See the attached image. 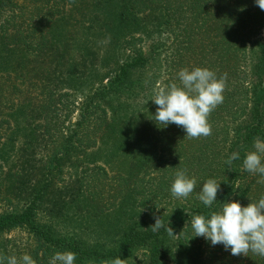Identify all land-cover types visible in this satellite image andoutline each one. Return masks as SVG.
Listing matches in <instances>:
<instances>
[{
  "label": "rangeland",
  "instance_id": "1",
  "mask_svg": "<svg viewBox=\"0 0 264 264\" xmlns=\"http://www.w3.org/2000/svg\"><path fill=\"white\" fill-rule=\"evenodd\" d=\"M69 1V13L65 19L57 23L56 27L59 29L55 32L59 37L58 45L65 54V65L56 66L54 60L49 57L40 61L35 53L29 52V68L23 67L28 73L25 72L24 79L13 81L19 85L16 99L25 101L28 96L32 98L35 92L40 90L39 87L47 88L40 98L33 100L34 105L40 102L45 106L43 114L35 121L38 126L36 130L33 129V120H29L28 124L24 113L19 112L12 118V123L17 130L14 138L10 143H5L6 147L0 151V161L5 167L11 168L13 174L18 172V176H15L13 180L7 179V183H12L14 188L17 187L12 194L15 204L13 208L21 211L26 205L28 192L24 190V187H27L29 194L33 196V193H37L41 188V197L36 201L37 224L56 239L76 242L85 247V250L94 251V256L88 257L84 253H77L75 264H89V261L100 264L102 260L117 257L126 260V264H149L148 253L142 248L119 255L107 254L118 251L120 240L130 228L151 229V226L155 224V217H162L164 224H173V220H176L172 228L175 236L168 235L166 239L168 249L165 264H213L211 260L215 257L212 253L214 248L209 247L211 242L204 237H193L194 232L191 226L186 232V239L185 231H183L186 223L191 222L193 216L192 207L189 206L188 201L192 202L198 198L199 189L204 181L199 184L197 182L196 190L187 198H175L171 191H166L164 194H152L151 197L132 194L123 200L128 189L122 190L113 179L124 177L131 185L137 182L138 176H142V159L146 155L137 139L140 138L138 133L141 125L147 120L154 119L157 109L151 100L154 90L158 86L172 82L179 83L180 69L176 67L170 69L172 71L167 69L169 59L172 57L167 46L172 38H169L164 30H152L153 16L143 23L138 18L136 24L132 25L134 30L132 36L135 38L133 44L144 46V49L150 53V62L144 70L135 72L133 76L138 81L136 85L138 96L131 97L128 95L130 92L108 95L107 86L116 76L118 68L135 54V50L127 46V40H130L128 36L131 35L125 34L114 38L111 32L113 14L120 6L121 0ZM2 19L3 14L0 16V22ZM144 31L147 32L146 35ZM142 35L145 42L140 43ZM259 45H264V30L249 44L252 55L251 61L249 60L250 69L256 64V51L251 52V50ZM236 73L238 71L231 76L229 89L234 91L230 111L238 115V119L235 122L225 113L218 118L214 116V119L209 116V123L212 126L209 139L217 142L216 152L223 153L230 147L232 148L230 154L237 153L245 146L244 151L247 154L253 150L255 140L243 145L242 141L247 130L245 127L251 124L252 119L251 116H245V110L250 109L252 105L250 91L252 98L257 80L252 78L245 82L246 89H237L235 82L241 79H237L239 74L236 75ZM47 75L49 79H46ZM28 80L29 85L26 83ZM0 83L2 88L9 87L1 71ZM261 84L264 85V78ZM49 89L52 90V100L46 93ZM100 89L105 92L102 95L105 96L102 107L105 110V118L107 122L116 126L115 134L102 139L97 135L96 140L100 142H92L95 138L91 134L90 124L96 117L103 118V114L95 108L92 114L88 115L89 118L83 122L82 129L76 132L78 141L75 138L67 140L70 146L68 154L62 158V154L54 153L58 143L65 141L72 132H75L80 112L84 108L85 97L99 98L100 95H97V92ZM222 104L223 102L215 108L218 109L217 114ZM237 125L242 127L238 129L239 141L233 145L236 139L234 129ZM31 131H34L35 136ZM180 136L179 133L172 134L169 138L178 140ZM194 151L192 150L191 153ZM207 153H211V150H207ZM51 154H54L53 158L59 161L61 171L58 174H55L57 169L49 171L48 159ZM156 155L159 156V153ZM25 156H28L29 161L25 160ZM243 160L237 161V166L242 169ZM218 164L219 161L211 162L209 168L218 169ZM101 169L105 171V174L97 175ZM179 169L182 167L172 169L170 167V172L165 171V175L163 171H158L159 183L167 182V185L171 187L175 172ZM185 169L190 177L195 176L192 171L194 172L196 167L186 164ZM144 171L147 172L145 178L138 181L140 188L148 187L149 183L152 184L153 181L150 178L156 175L154 168L149 165L144 166ZM171 175L173 177L169 178ZM253 176L257 181L261 179L259 174H253ZM195 178L199 180L197 176ZM260 184L262 187L258 193L254 194L252 199H245L241 203L243 206L247 200L255 201L264 196V183ZM34 189L37 191L34 192ZM150 190L148 189L149 192ZM141 198L149 199V201H145L142 206L138 205ZM230 200L229 198L228 201ZM175 209L177 214H174ZM35 244H37L36 239L28 236L21 229L0 232V256L8 257L7 248H36ZM95 252L108 257L97 258Z\"/></svg>",
  "mask_w": 264,
  "mask_h": 264
},
{
  "label": "trees",
  "instance_id": "2",
  "mask_svg": "<svg viewBox=\"0 0 264 264\" xmlns=\"http://www.w3.org/2000/svg\"><path fill=\"white\" fill-rule=\"evenodd\" d=\"M69 2V0H0V16L3 14L0 22V71L9 86L5 89L0 83V151L6 147L5 143H10L14 138L17 130L12 123V118L19 112L24 113L28 124L29 120H33L34 130L38 127L35 121L43 114L45 106L40 102L34 105L33 100L40 98L47 88L39 87L40 90L35 92L32 98L28 96L25 101L20 98L16 99L19 85L13 81L24 79L25 72L28 73L23 67L29 68V52L35 53L40 61L49 57L54 60L56 66L65 65V54L58 45L59 37L55 32L59 29L56 27L57 23L65 19L69 13ZM152 16L154 17L152 30H164L169 38H172L167 46L172 56L167 65L168 71L174 67L180 70L206 67L216 72L217 76L227 75L223 104L220 106L219 114H217L218 109L211 112V119H214V116L218 118L225 113L226 116L232 117L233 121H237L238 115L230 111L234 91L229 89L231 76L235 72L238 71L236 75L239 74L237 79H241L235 82L237 89H246L245 82L252 78L257 80L254 85L257 88L254 87L252 98L250 91L252 105L250 109L245 110V116H251L252 119L251 124L245 127L247 130L242 142L246 145L257 138L264 141V85L261 84L264 78V45L251 50V52L256 51V64L251 69L249 66V60L251 61L252 58L249 44L264 30V10L259 8L255 0H121L120 6L113 14L111 32L114 38L125 34L131 35L128 36L130 40H127V46L134 49L135 54L118 68L116 76L107 86L108 95L130 92L129 96H138L136 91L138 81L133 76L135 72L144 70L150 62V53L144 49V46L133 44L135 38L132 36L134 35L132 25L136 24L138 18L143 23ZM143 33L147 34L145 31ZM141 41L145 42L143 35L140 37V43ZM49 78L47 75L46 79ZM26 83L29 85V80ZM46 93L52 100V90L49 89ZM103 94L105 92L100 89L97 92V95H100L99 98L85 97L84 108L80 112L75 132H72L65 141L59 142L54 153L62 154V158L68 154L70 146L67 140L75 138L78 141V129H82L83 122L89 118L88 115H91L95 108L103 114V118L98 117L97 119L96 117L90 124L91 134L95 138L92 142H100L96 140L97 135L102 139L115 134L116 126L107 122L105 118V110L102 108L105 100ZM162 126L153 119L147 120L140 127L138 133L140 138L137 141L139 146L143 147L146 156L142 159V176H138L137 182L130 185L124 177L113 178L122 190L128 189L123 200L132 194L151 197L152 194H164L170 191L171 187L167 185V182L160 181L159 183L158 171H163L165 175V171L170 172V167L171 169L174 167L185 169L186 164L196 167L192 173L198 177V184L210 178L221 182L217 201L211 207L205 206L198 198L191 200L192 202L188 201L189 206L192 207V217L198 214L209 217L210 212L220 210L223 202L238 200L242 203L245 199H252V196L261 189L262 185L258 183L253 174L249 175L244 168L237 166V163L246 156L245 146L237 152L239 159L234 160L229 166L225 161L231 155L232 148H226L223 153L222 151L216 152L217 142L210 140L209 136L196 140L186 137V132L182 127L174 124ZM241 127L237 125L234 129L236 139L233 145L239 141L238 129ZM31 132L35 136L34 131ZM178 133L181 135L178 140L169 138L172 134ZM192 150L198 153L195 151L191 153ZM207 150H211V153H207ZM158 153L159 156L156 155ZM53 155L51 154L48 159L49 171L57 169L55 174H58L61 171L60 164L53 158ZM166 155H168L167 159L164 160ZM27 157L25 156V160L29 161ZM214 161L217 163L219 161L218 169L209 168L210 163ZM145 165L154 168L156 175L150 178L153 181L152 184L149 183L148 187L140 188L138 181L144 179L147 173L144 171ZM11 174H13L11 168L7 169L0 161V232L21 229L28 236L36 239L37 244H35L36 248H7L8 257L15 255L19 258L23 254H28L35 259L36 264H48L56 252L72 251L76 254L84 253L86 257L94 256V251H87L85 247L76 242L56 239L37 224L36 201L41 197V188L38 191L34 189L37 193H33V196L29 194V189L24 187V190L28 192L27 203L21 211L14 209L12 194L17 187L14 188L12 183H7V179L13 180L15 176H18V172L10 176ZM104 174L105 171L101 169L97 175ZM172 177L173 175L169 176V178ZM148 189H151L150 192ZM229 198L230 201H228ZM145 201L149 199L141 198L138 205H144ZM248 201H245L244 206L250 203ZM153 207H155L154 204ZM174 214H177V209L174 210ZM174 224L176 220H173V224L167 223L165 226L169 225L173 228ZM190 226L191 222L188 221L183 230L185 239ZM166 227L157 232H153L152 229L140 230L132 227L120 240L118 251L107 255H119L142 248L148 253L149 264H165L168 249ZM209 247L214 248L212 253L215 259L211 260L213 264H264V257L251 252L247 256L243 254L233 256L231 250H225L222 244L213 246L210 243ZM107 255L101 256L95 252L97 258H106Z\"/></svg>",
  "mask_w": 264,
  "mask_h": 264
},
{
  "label": "clouds",
  "instance_id": "3",
  "mask_svg": "<svg viewBox=\"0 0 264 264\" xmlns=\"http://www.w3.org/2000/svg\"><path fill=\"white\" fill-rule=\"evenodd\" d=\"M255 2L264 10V0ZM178 81L158 86L154 90L151 99L157 105L154 121L162 127L169 124L182 127L188 138L211 135L209 116L223 102L227 75L217 76L216 72L206 67L184 68L178 73ZM236 159H239V153L234 152L225 163L231 166ZM243 168L251 174H259L261 179L258 183H264V141L257 138L253 142V150L246 154ZM220 184L215 179H207L199 189L198 199L211 207L217 201ZM196 186L195 176L190 177L186 169H179L175 172L170 191L175 198H187L196 190ZM165 227L162 217H155L152 231L157 232ZM191 227L193 237H204L213 246L222 244L225 250H231L233 256H247L251 252L264 257V196L250 201L247 206L238 200L223 202L220 210L210 212L209 217L204 214L192 217ZM166 231L170 237L175 236L169 225ZM75 260L76 253L72 251L56 252L49 264H75ZM5 261L6 264H36L35 259L28 254L19 258L15 255L0 256V264H5ZM89 264L95 262L89 261ZM100 264H126V260L117 257L102 260Z\"/></svg>",
  "mask_w": 264,
  "mask_h": 264
}]
</instances>
